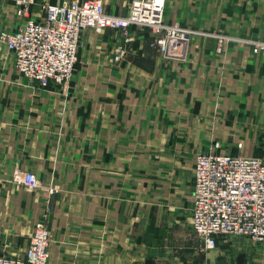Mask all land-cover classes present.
<instances>
[{
  "label": "crops",
  "instance_id": "crops-1",
  "mask_svg": "<svg viewBox=\"0 0 264 264\" xmlns=\"http://www.w3.org/2000/svg\"><path fill=\"white\" fill-rule=\"evenodd\" d=\"M132 1L103 0L119 17ZM21 20L1 0L0 32ZM165 21L192 31L185 61L148 28L86 31L64 90L36 89L0 43V254L24 258L44 219L49 264H264V244L208 249L191 225L198 153L264 158V0H167Z\"/></svg>",
  "mask_w": 264,
  "mask_h": 264
},
{
  "label": "built area",
  "instance_id": "built-area-1",
  "mask_svg": "<svg viewBox=\"0 0 264 264\" xmlns=\"http://www.w3.org/2000/svg\"><path fill=\"white\" fill-rule=\"evenodd\" d=\"M166 2L133 0L127 16L119 17L106 11L103 0H75L44 6V17L36 20L35 0H16L22 23L16 31L0 33V41L12 54L17 73L42 87L71 83L86 31L115 29L128 35L132 26L148 28L166 60L185 61L192 31L166 23ZM120 58L121 53L115 61ZM14 181L31 191L43 188L33 173H18ZM193 194L192 229L208 249H215L221 237L264 244V158L198 153ZM51 243V230L42 219L25 257L0 254V264H49Z\"/></svg>",
  "mask_w": 264,
  "mask_h": 264
},
{
  "label": "rangeland",
  "instance_id": "rangeland-1",
  "mask_svg": "<svg viewBox=\"0 0 264 264\" xmlns=\"http://www.w3.org/2000/svg\"><path fill=\"white\" fill-rule=\"evenodd\" d=\"M3 32V31H2ZM2 32H0V33H2ZM13 32V31H12ZM0 43L5 47V45L0 41ZM7 48V47H6ZM158 48V47H157ZM8 50V49H7ZM9 51V50H8ZM75 71H76V69H75ZM75 71H74V73H75ZM34 87H36V89H39V90H42V91H44V90H49V89H54L55 87L54 86H52V85H50V86H48V87H42L41 85H39L38 83H31ZM71 84V83H70ZM69 84V85H70ZM69 85L67 86V87H64V88H60V87H57V89H62V90H64V89H67L68 87H69ZM202 153V152H201ZM203 154H205V153H203ZM19 173H24V172H19ZM18 174V173H17Z\"/></svg>",
  "mask_w": 264,
  "mask_h": 264
}]
</instances>
